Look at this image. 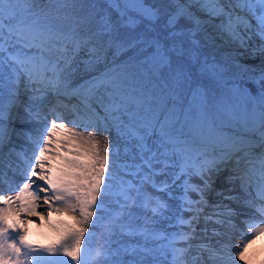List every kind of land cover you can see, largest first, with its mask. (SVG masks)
Returning <instances> with one entry per match:
<instances>
[{
    "label": "snow or ice",
    "instance_id": "6c2138e0",
    "mask_svg": "<svg viewBox=\"0 0 264 264\" xmlns=\"http://www.w3.org/2000/svg\"><path fill=\"white\" fill-rule=\"evenodd\" d=\"M261 234L264 0H0V264H252Z\"/></svg>",
    "mask_w": 264,
    "mask_h": 264
},
{
    "label": "bare ground",
    "instance_id": "6f19581e",
    "mask_svg": "<svg viewBox=\"0 0 264 264\" xmlns=\"http://www.w3.org/2000/svg\"><path fill=\"white\" fill-rule=\"evenodd\" d=\"M22 179H23V177H22ZM20 182H22V181H19L18 183H20ZM5 194H10L7 191V186L5 187ZM42 195H43V193H41V196ZM38 213L46 215L47 214V208L43 207V206L39 207ZM245 214H248V213H245ZM34 218H35V220H34ZM57 218H58L57 215L53 214L52 219L56 220ZM28 219H29V222L25 225L28 228V239L33 241V242H36V241L46 242V237L51 235V231H50L48 225L44 222L42 216L38 215V214H30ZM32 221H34V224L31 223ZM241 232L245 233L246 237L249 234V230L247 228L242 227L241 225H238L237 232L233 235V241L235 244H239L241 242V235H240ZM88 239H89V241L92 240L91 241L92 244L96 245L98 248L104 242V236L102 235V229H100V234L96 238L92 239L91 237H87V235H86L85 240L88 241ZM236 239L239 240L240 242L236 243V241H235ZM84 242H86V241H84ZM257 253H258L257 257L260 256L259 259L255 257ZM92 255H95V252H93ZM249 255H250L251 260L255 261V264H260V261L262 260V258H264V236L260 240L254 239L253 243L251 244V246L249 248Z\"/></svg>",
    "mask_w": 264,
    "mask_h": 264
},
{
    "label": "rangeland",
    "instance_id": "374dc122",
    "mask_svg": "<svg viewBox=\"0 0 264 264\" xmlns=\"http://www.w3.org/2000/svg\"><path fill=\"white\" fill-rule=\"evenodd\" d=\"M256 64L258 65L259 64V60H257L256 61ZM63 112V111H62ZM65 116H69V113L68 112H64L63 113ZM71 117L69 116V119H70ZM52 119V117L50 116V118H49V120H51ZM67 126H69V127H71V124H67ZM98 135H103V134H98ZM21 177H22V175H21ZM159 179V178H158ZM19 181H22V178L21 179H19V180H17L16 178H15V182H12L9 186L11 187V188H13L14 189V187H15V185H14V183H18ZM192 182L193 183H201V181L199 180V178L198 177H192ZM218 185H224V188L225 189H227L228 188V184L224 181V179L222 178L220 181H218ZM212 197L213 198H215V195H212ZM185 214H187V213H184V215ZM188 215H186V217H187ZM34 220H35V218H34ZM31 223H33L34 224V221H32ZM236 223L238 224V225H241L242 227H245L244 226V224H242V223H240V222H238V221H236ZM210 225V224H209ZM165 226H167V225H165ZM198 227V230L200 229V228H203L204 227V221H203V219L201 218V220H200V223H199V225L197 226ZM89 233H91V235H89V234H86L87 235V237H91L92 239L93 238H96L99 234H100V229L99 228H89ZM86 242H84L85 243V246L90 250V248H91V252H92V254H93V252H95V250H96V248H97V246L96 245H94V244H92V240L91 241H89V239H88V241L87 240H85ZM236 241V243H238V242H240L239 240H235ZM257 255H258V253L256 254V258H257ZM94 256V255H93ZM64 259H69V258H67V257H64ZM89 259H90V261H92V257H89ZM252 262H255V261H253L252 260ZM73 264H74V262H73ZM93 264H94V261H93Z\"/></svg>",
    "mask_w": 264,
    "mask_h": 264
}]
</instances>
